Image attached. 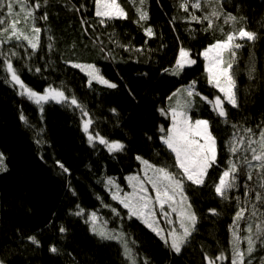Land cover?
Returning a JSON list of instances; mask_svg holds the SVG:
<instances>
[{
  "label": "trees",
  "instance_id": "1",
  "mask_svg": "<svg viewBox=\"0 0 264 264\" xmlns=\"http://www.w3.org/2000/svg\"><path fill=\"white\" fill-rule=\"evenodd\" d=\"M36 2L28 0L30 5ZM118 2L127 19H105L101 24V18L95 15L94 0H48L47 4L39 0L41 7L35 15L47 14L46 20L35 21L42 30L40 47L33 50L27 41L15 40L0 45V52L11 57L27 86L41 93L49 86L60 88L66 95H74L88 113L84 116L80 108L56 101L42 102L41 111V105L18 94L19 86L5 82L10 76L0 57V153L7 169L0 171L3 264H131L120 241L102 240L90 232L85 222L90 212L98 213L109 229L124 233L136 264H208V259L219 264L215 257L221 253L227 257L221 264H231L232 230L248 223L255 228L256 222L264 221L260 215L264 205L255 198L257 192L264 196L257 179L259 169H251L253 179L248 180L249 169L242 161L244 155L250 159L251 154L241 150L238 158L228 151L234 133L247 139L243 129L252 128L256 139L259 129L264 128V0H201L200 9L191 7L195 0H145L142 6L138 0ZM184 2L189 3L187 11L180 6ZM138 7L147 12L146 20L139 19ZM213 10L219 18L212 16L213 27L208 28L203 17ZM0 11L9 21L19 20L17 27L25 34L33 35V21L26 18L19 4L12 16H8L6 8ZM228 13L237 18L235 22L224 23ZM193 15L201 20H193ZM242 26L257 33L258 38L237 41L243 45L236 50L233 63L239 106L234 108L225 102L227 122L200 96L193 98L194 106L189 110L193 119L210 121L218 156L203 186L187 182L186 194L197 224L181 252L176 253L141 219L130 217L128 209L112 195L130 191L127 178L141 170L137 156L174 170V154L160 140L159 130L161 125L167 129L171 120L169 113L162 115L160 109L174 105L169 97L192 81L196 82V92L209 100L216 95L223 99L224 94L208 83L201 53L224 33ZM148 28L151 35L146 32ZM181 47L190 50L196 63L185 67L178 76L165 72L175 64ZM12 51L15 56H11ZM225 58L229 59L228 54ZM75 63L94 64L100 75L116 87L97 81L89 86L88 76L73 67ZM21 115L27 123L20 119ZM89 118L90 133H99L109 142H122L123 151L110 153L98 139L90 145L83 131V123ZM37 140L41 142L37 144ZM230 158L241 172L238 187L229 190V198L224 199L215 193L213 185ZM57 161L69 172L63 173ZM108 177L113 186L106 182ZM245 185L251 189L248 196L244 195ZM253 204L256 217H251ZM77 205L84 209L81 216L73 214L79 211ZM239 208L246 209L248 219L233 225ZM209 209H216L217 214ZM157 216L167 231L164 217L159 213ZM170 218L175 221L176 214L171 213ZM61 226L66 229L63 233L59 231ZM29 236H36L39 245ZM51 246L58 251L51 252ZM252 255V264H264V245L258 243Z\"/></svg>",
  "mask_w": 264,
  "mask_h": 264
},
{
  "label": "snow or ice",
  "instance_id": "2",
  "mask_svg": "<svg viewBox=\"0 0 264 264\" xmlns=\"http://www.w3.org/2000/svg\"><path fill=\"white\" fill-rule=\"evenodd\" d=\"M47 2L48 0H44L45 4H47ZM94 2L95 15L101 18L99 21L101 24L105 23V19H127V13L118 0H94ZM133 2L135 3L136 0H133ZM138 2L142 6L145 0H138ZM205 2H209V0H205ZM217 2H219V0H217ZM17 4L20 5L21 11L25 13L26 18L32 19L33 25L31 31L33 35L29 36L25 34L17 27L20 22L19 20L9 21L4 13L0 11V45L7 44L13 40L17 42L27 41L28 46L36 50L40 47V33L42 30L35 26V21L37 19L46 20L47 14L45 13L42 17H37L35 15V10L41 7L39 0H37L34 5H30L28 0H0V10L6 8L8 16H12L14 7ZM180 6L187 11L189 3L184 2L181 3ZM191 7L200 9L202 7L201 0H195L194 3H191ZM136 11L140 13V20H146L148 18L147 12L142 11L141 8L138 7ZM212 16L219 18V13L213 10L209 15L203 17V20L208 21V28L213 27ZM192 19L200 21L201 17L193 15ZM236 19L235 16L228 13L224 18V23L227 24L230 21L235 22ZM220 31L223 33V28H221ZM146 32L148 35H151V28L146 29ZM257 38V33L248 31L242 26L238 30L224 33L221 38L215 39L213 43L203 49L201 55L206 61L205 70L208 74V83L224 94L223 99L221 96L216 95L212 100H209L208 96H203L196 92L195 81H192L182 88L176 89V91L172 93V96L169 97L170 100L173 97H180L177 99L176 107H170L167 110L163 108L160 109L162 115H167L168 112L171 113V124L167 129H165L163 125H161L159 129L162 133L160 140L167 149L174 154V170H170L168 165L160 166L152 164L148 160L137 156L136 159L140 160L144 166V178H141L139 175L128 177L127 179L131 183L133 189L132 192H125L123 195H120L118 191L112 195V199L118 200L125 209H128L130 217L141 219L150 230L155 232L156 235L176 253L181 252L182 246L188 242L197 224L196 213L192 210L191 202L186 194L187 182L195 186H203L208 177L209 169L216 165L218 156L217 138L213 134L210 121L199 118L193 119L189 114V110L194 106L193 98L200 96L202 100L207 101L213 106V111H215L219 117L225 118V122H227L226 118L228 114L224 107L225 102L234 108L239 106L236 95L233 63L235 62L236 50L240 49L243 45L237 41H254ZM49 39H51V37ZM49 48H51V44ZM226 54H228V60L225 59ZM15 55L16 52L12 51L11 56ZM0 57L4 58L3 69L10 76V79H6L5 82L11 84L13 87L19 86L21 90L18 94L26 96L28 100L33 101L37 105H41V111H43L42 102L56 101L57 103L67 104L69 107L75 106L76 108H80L83 115L88 116V113L83 111V105L79 103L74 95H66L65 91L51 86L45 88L42 93L34 90L27 86L21 79L20 72L14 67L9 55L0 52ZM67 63L72 62L68 61ZM195 63L196 60L191 58L190 50L181 47L175 64L171 69H165V72L171 71L173 75L178 76L185 67L194 65ZM73 67L79 68L86 73L89 78V86L93 81H97L112 88L116 87L115 84L100 75V70L94 64L85 65L75 63ZM36 71H39V69H36ZM112 111L115 112L116 110L113 109ZM20 119L27 123L24 115H21ZM91 124V118L85 120L83 123V131L87 134L90 145L93 144L94 140L98 139L100 144L107 146L110 153L123 151L125 145L122 142H109L104 137H101L99 133H96L95 136L90 133L89 128ZM232 127L236 128V125L233 124ZM243 131L247 135V139H245V136L237 137L234 133L229 141L228 151L238 158L241 150L244 153L251 154L250 159L248 155H244L242 161L249 169L247 172V179H253L251 169H259L257 179L259 187L264 189V128L259 129L258 138L256 139H253V137L257 136V133L254 132L252 128H244ZM36 142L39 144L41 141L37 140ZM4 159L3 153H0V171L7 170L4 166ZM253 161L257 163L253 164ZM57 165L62 169L63 173L69 172V169L59 161H57ZM149 172H151L150 175ZM240 172V166L230 158L227 161L226 167L219 174L218 181L213 185L215 193L224 199H228L229 190L238 187L237 180ZM108 183L112 184L114 182L109 178ZM149 185L155 193L154 196L149 192ZM245 189L244 195L248 196L251 189H249L247 185H245ZM73 195H75L74 191ZM255 198L264 205V196H262L260 192L256 193ZM236 199L239 201L240 197H236ZM157 206L159 215L164 217L165 222L168 225H173L178 222L179 230L175 227H171L166 231L159 226L160 220L157 216ZM166 206L168 210H166ZM252 207L253 211L251 212V217H256V205L253 204ZM77 208L79 211L73 214L76 216L83 215L84 209L80 208L79 205H77ZM209 211L213 214H217L216 209H209ZM113 212L115 213L116 210L113 209ZM245 212V208H239L233 218V225H238L240 220L248 219L245 217ZM171 213L176 214L175 221L170 218ZM260 215L264 216V212H261ZM97 219L96 212L90 213L89 219L85 221L86 223H91L90 230L102 240L120 241L124 247L125 257L131 261V264H136L131 249L128 247L127 242L123 240L124 233H116L115 230L98 228L96 226ZM232 228L233 226L230 225V229ZM59 231L63 233L66 229L61 226ZM245 231L248 235L241 237L236 230H232L231 264H245L246 260L247 264H252L250 257L256 250L257 241H259L261 245H264V221L255 223V232H253V224L248 223ZM28 239L34 244L39 245L36 236H29ZM242 240L247 243L246 249L241 248ZM49 250L53 253L58 251L55 246H51ZM206 259H208L207 256ZM225 259H227V257L223 253L215 257V260ZM0 264H3V261H0ZM145 264H148V262L145 261ZM208 264H215V262L208 259Z\"/></svg>",
  "mask_w": 264,
  "mask_h": 264
},
{
  "label": "rangeland",
  "instance_id": "3",
  "mask_svg": "<svg viewBox=\"0 0 264 264\" xmlns=\"http://www.w3.org/2000/svg\"><path fill=\"white\" fill-rule=\"evenodd\" d=\"M226 59V58H225ZM205 65H206V61H205ZM182 88V87H181ZM180 97H173V99H172V101H173V103H174V105H170V104H168V107L170 108V107H176V103H177V99H179ZM169 113V116H170V120H171V113L170 112H168ZM151 174V172H149V175ZM133 175H139L141 178H144V166H143V164L141 163V170H140V172H137V173H135V174H132V175H130V176H133ZM129 176V177H130ZM112 179V178H111ZM128 180V179H127ZM128 184H129V186H130V191L129 192H132V186H131V183L129 182V180H128ZM114 185V183L112 184V186ZM113 189H114V191L116 190V188L115 187H112ZM148 188H149V192L154 196L155 195V193L152 191V189H151V186L149 185L148 186ZM121 195V194H120ZM166 208H167V206H166ZM159 213V209H158V206H157V214ZM91 224V223H90ZM96 226L98 227V228H103V229H106V230H109V229H107V227L105 226V224H104V222L103 221H101L99 218L97 219V221H96ZM160 226V225H159ZM161 227V226H160ZM167 227H168V229L169 228H171V227H175V228H177L178 230H179V224H178V222L177 223H174L173 225H168L167 224ZM247 228V225L245 226H243L242 228H240V227H235L234 228V230H236L237 232H238V234L241 236V237H243V236H247L248 235V233L245 231V229ZM253 232H255V228H253ZM116 233H120V232H116ZM124 238L125 237H123V240H124ZM125 241V240H124ZM258 243H259V241H257V244H256V250L254 251V252H256L257 251V247H258ZM127 245H128V243H127ZM246 247H247V243H246V241H241V248L242 249H246ZM253 252V253H254ZM250 259L252 260V261H254V257H253V255L250 257ZM218 263L219 264H221V260H218ZM245 264H247V260L245 261Z\"/></svg>",
  "mask_w": 264,
  "mask_h": 264
},
{
  "label": "bare ground",
  "instance_id": "4",
  "mask_svg": "<svg viewBox=\"0 0 264 264\" xmlns=\"http://www.w3.org/2000/svg\"><path fill=\"white\" fill-rule=\"evenodd\" d=\"M108 180H109V177L106 178V182H108ZM90 213H92V212H90ZM90 213H89V215H90ZM96 214H97V217H98L101 221H103L104 224H105V226H106L105 220H104L103 218H101V217L99 216L98 213H96ZM88 219H89V216H88ZM106 227H107V226H106ZM90 228H91V224H90V222H89V230H90ZM107 229H109V228L107 227ZM109 230H112V229H109ZM90 232L93 233L91 230H90ZM93 234H94V233H93ZM95 235H96V234H95ZM96 236H98V235H96ZM98 237H99V236H98Z\"/></svg>",
  "mask_w": 264,
  "mask_h": 264
}]
</instances>
